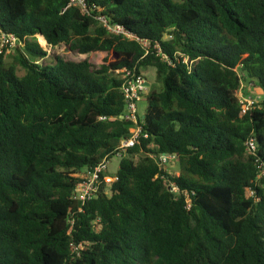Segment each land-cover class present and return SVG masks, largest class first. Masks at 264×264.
Masks as SVG:
<instances>
[{
  "label": "trees",
  "instance_id": "1",
  "mask_svg": "<svg viewBox=\"0 0 264 264\" xmlns=\"http://www.w3.org/2000/svg\"><path fill=\"white\" fill-rule=\"evenodd\" d=\"M85 2L0 0V32L21 43L0 53V264H264V100L244 112L239 96L244 81L264 92V0ZM40 39L105 56L45 64ZM149 67L163 89L143 133L111 194L83 205L75 175L121 153L134 125L122 70Z\"/></svg>",
  "mask_w": 264,
  "mask_h": 264
},
{
  "label": "built area",
  "instance_id": "2",
  "mask_svg": "<svg viewBox=\"0 0 264 264\" xmlns=\"http://www.w3.org/2000/svg\"><path fill=\"white\" fill-rule=\"evenodd\" d=\"M70 5L77 6L83 11L87 10V4L85 0H71ZM100 20L112 32H121L120 28L110 26L107 23L105 17H101ZM128 36L131 39L139 41L145 48L149 47V41L140 39L134 35ZM20 44V40L14 34L0 32V53L4 48H7V52L10 53ZM185 61L188 62V59H186ZM122 73L124 82L121 90L124 93L126 100V113L124 116H122V118L130 120L131 122H133L134 125L130 128L129 135L121 141L119 146V150L121 151V153H119L118 156H121L123 154L122 151H126L128 148L134 147L135 144H137L138 142V138L143 133L141 127L142 115L139 111V103L143 99V96L147 94L148 88L150 86L145 76L142 73L138 74L136 72V69H123ZM243 88L244 86L242 85L239 92L240 98H243ZM259 99L260 97L250 98L249 100H247V102L249 103L247 107H245V104L241 99V102L244 104V112H246L249 107L253 105L256 101H260ZM145 137H148V135H145ZM248 147L251 150L255 149L253 140H250L248 142ZM153 159L157 163L159 168L162 171H166L167 174L177 176L180 175L178 156L176 154L163 153L153 156ZM108 165L109 160L105 158L92 171H87L85 175L79 174L77 176L81 178L82 181L77 185L74 191L75 199H77L84 205L88 201L96 198L101 193H105L106 195L111 194V186L113 182L110 184L106 181L111 180V177L107 174L109 171ZM261 175H264V170L261 172L260 176ZM116 179L117 178L115 177L114 180ZM171 188L174 193L179 192V189L175 183L171 184ZM247 194L249 197H255L256 193L252 188H249L247 190Z\"/></svg>",
  "mask_w": 264,
  "mask_h": 264
},
{
  "label": "rangeland",
  "instance_id": "3",
  "mask_svg": "<svg viewBox=\"0 0 264 264\" xmlns=\"http://www.w3.org/2000/svg\"><path fill=\"white\" fill-rule=\"evenodd\" d=\"M39 43L44 48V50L47 52V57L44 60L45 64L51 63L54 59V56L58 55V56L62 57L65 60H68V61L79 62L82 60H88L93 65H96L98 63V61L105 56V54L102 52L81 55L78 52L73 51L69 46H66L64 44H61V45L57 46L56 48H54L53 50H51V49H49L47 43L42 42V39L39 40ZM10 55H7V57H6V62H8V63H11L13 60L12 55L11 56ZM19 74L23 75L24 71L19 70ZM142 74L145 76V78L147 79V81L150 84L148 91H147V94L152 90L161 91L163 89L162 82L156 78L157 74H156L155 68L149 67V68L143 69ZM243 86H244L243 98H241V99L243 100L245 107L248 106L249 103L247 102V100H249L250 98L260 97V99H259L260 101L264 100V92L259 87L255 86V85H251V84L247 83L246 81L243 82ZM147 94H145L143 96V99L139 103V111H140V114L142 116L144 115V113L146 112V110L148 108ZM120 161H121V156H118V155L114 156L109 161V165H108L109 171L107 174L111 177V180H106V181L110 184L115 181L114 178L117 174ZM86 172L87 171H84L82 173V175H85ZM78 175L79 174H77L75 176H78Z\"/></svg>",
  "mask_w": 264,
  "mask_h": 264
}]
</instances>
